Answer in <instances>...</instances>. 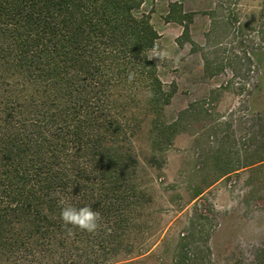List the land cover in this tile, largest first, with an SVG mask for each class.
<instances>
[{
  "label": "trees",
  "instance_id": "obj_1",
  "mask_svg": "<svg viewBox=\"0 0 264 264\" xmlns=\"http://www.w3.org/2000/svg\"><path fill=\"white\" fill-rule=\"evenodd\" d=\"M145 2L0 0V264H118L134 251L152 199L134 138L149 126L153 166L178 131L174 91L147 58L160 34ZM65 206L98 211V232L68 235Z\"/></svg>",
  "mask_w": 264,
  "mask_h": 264
},
{
  "label": "rangeland",
  "instance_id": "obj_2",
  "mask_svg": "<svg viewBox=\"0 0 264 264\" xmlns=\"http://www.w3.org/2000/svg\"><path fill=\"white\" fill-rule=\"evenodd\" d=\"M143 9L156 49L170 54L155 59L178 131L161 167L150 165L149 126L134 138L152 199L134 251L117 263L264 264V0H146Z\"/></svg>",
  "mask_w": 264,
  "mask_h": 264
},
{
  "label": "clouds",
  "instance_id": "obj_3",
  "mask_svg": "<svg viewBox=\"0 0 264 264\" xmlns=\"http://www.w3.org/2000/svg\"><path fill=\"white\" fill-rule=\"evenodd\" d=\"M148 59L158 58V61L170 59V54L164 50L154 48L147 57ZM58 195V194H57ZM60 204L63 205L64 201L61 200ZM61 219L67 229L68 235H72L73 228H78L86 231L89 234H96L101 227L100 220L102 219L98 211L93 210L91 206H84L80 208L65 206L61 210ZM71 227H68V226Z\"/></svg>",
  "mask_w": 264,
  "mask_h": 264
}]
</instances>
